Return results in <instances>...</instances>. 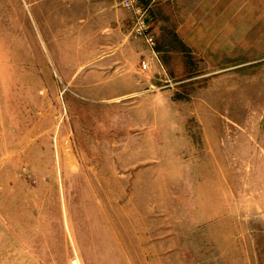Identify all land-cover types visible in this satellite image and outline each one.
Returning <instances> with one entry per match:
<instances>
[{"label": "rangeland", "instance_id": "374dc122", "mask_svg": "<svg viewBox=\"0 0 264 264\" xmlns=\"http://www.w3.org/2000/svg\"><path fill=\"white\" fill-rule=\"evenodd\" d=\"M55 1L0 0V264H264V0Z\"/></svg>", "mask_w": 264, "mask_h": 264}, {"label": "built area", "instance_id": "2783aa9c", "mask_svg": "<svg viewBox=\"0 0 264 264\" xmlns=\"http://www.w3.org/2000/svg\"><path fill=\"white\" fill-rule=\"evenodd\" d=\"M153 2L154 0H117V4L131 14L132 25L130 31L132 35L142 38L151 48L156 42V35L153 31ZM142 67L146 68L144 61H142ZM70 264H79V262L73 259Z\"/></svg>", "mask_w": 264, "mask_h": 264}, {"label": "crops", "instance_id": "0c3cea01", "mask_svg": "<svg viewBox=\"0 0 264 264\" xmlns=\"http://www.w3.org/2000/svg\"><path fill=\"white\" fill-rule=\"evenodd\" d=\"M160 1L162 0H154V2L152 3V10L156 5H158ZM55 4L58 5L57 0L55 1ZM114 5H117V0H114V3H112L110 0H74L73 5L70 8L71 10L68 13L71 12L75 14L77 10L80 11L84 9L89 12V16H92V14H94L92 20L82 27L84 31H90L93 24H95L94 19H101V17H105L103 24H100L99 22L101 29L103 25L107 24L109 14L111 15L110 17H112V22H115V25H120L122 23V21L119 20L118 17H115L113 15ZM64 22H67L66 24L68 25V29L70 30L71 35L74 37V39H76L79 34H81V32L79 31L81 29V26L77 28L75 24H71V22L68 20Z\"/></svg>", "mask_w": 264, "mask_h": 264}]
</instances>
